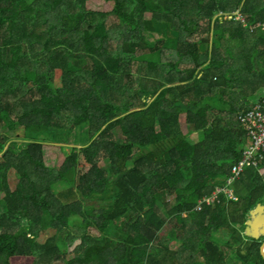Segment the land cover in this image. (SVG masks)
Returning <instances> with one entry per match:
<instances>
[{"label":"trees","instance_id":"1","mask_svg":"<svg viewBox=\"0 0 264 264\" xmlns=\"http://www.w3.org/2000/svg\"><path fill=\"white\" fill-rule=\"evenodd\" d=\"M87 1L0 0V264H264V238L244 236L263 163L235 201L196 210L250 142L238 116L264 96V0H100L127 31Z\"/></svg>","mask_w":264,"mask_h":264},{"label":"rangeland","instance_id":"2","mask_svg":"<svg viewBox=\"0 0 264 264\" xmlns=\"http://www.w3.org/2000/svg\"><path fill=\"white\" fill-rule=\"evenodd\" d=\"M84 5H85V9L88 12L96 14V15H100L101 17H104L105 19H107L106 22L108 23V25L110 27H112L111 29L113 31H127L129 29L126 25L117 23L113 19V16H111L112 10H113V4L106 3V2H103V1H100V0H92V1L85 2ZM232 9H234V8L232 7V4L229 2V4L227 5V11L232 10ZM233 14L238 16L236 19H239L240 21H243V17H241V15L239 14V11H235V12H233ZM227 15H229L228 12H227ZM228 18L231 19V15H229ZM176 26L179 29V31L181 33H183L182 27L179 26V25H176ZM263 28H264V25H263ZM206 29H207V23L200 22L199 29H198L197 33H195L192 36V38H191L192 40L191 41L201 40L202 37L205 35ZM122 38H123V36H122ZM159 39H162V41L165 42V36H161V35H158V34H155V35L153 34L152 37H150V38L148 37V42L149 43H155ZM114 46H115V43L111 44V47H114ZM141 69H143L142 73H145L144 72L145 67L144 66H139V65H138V67H136L134 69V71L138 75ZM127 81L131 82V84H133V82H134L130 78H128ZM136 81H138V82L140 81L141 82L143 80L137 79ZM143 84L147 85L148 82H143ZM252 103H255V101L253 100L250 105H252ZM180 127H181L182 133L184 135H188V133L190 131L189 127L186 126L185 124H181ZM0 133H3V131L0 130ZM79 134H84V132L82 130H76L74 132V134L70 137L69 144L67 146H65V147L63 146V148H65L66 152H69V148L76 147V145H78L77 147H81V143H83V141L81 140V137L78 136ZM14 137H15V135L12 134V138H14ZM199 139H200V137H198L196 135H188V140H189V142L191 144L198 143ZM75 141H76V143H75ZM18 143H20V141H18ZM21 144L24 145V143H21ZM48 144H46V145H44L42 147V155H41V157H42L43 161L45 162V164L48 167H53L54 168L55 166L60 164V162H61L60 158L63 157V153L61 151V145L62 144L61 143H57V144L48 143ZM243 149H244V147H243ZM105 157H107V156L105 154H102V155H100L99 159H97V161H99L100 166H103L102 162H103V159ZM262 163L264 164V161H262L261 163H259L256 166L250 167L248 169L257 168ZM104 166L111 167V162L110 161L105 162ZM89 170H90L89 168H85L84 173L88 172ZM9 184H10V189L12 191H14L15 186L17 184V177H16L14 172H10V174H9ZM237 188H238L237 185H235L232 188V190L236 191ZM240 188H241V186H240ZM4 199H5L4 195L0 194V213L4 212L5 209H6V205H5ZM173 203H174V198L169 199V202L167 203L168 207H170ZM211 207H213V206H211ZM255 209H257V208H255ZM94 232L95 231H92V233H94ZM74 233H80V232L79 231H74ZM79 245H80V242L78 241V244L74 248H72L71 250L68 249V251L71 252L72 250H74ZM66 250H67V248H63V251H66ZM67 255L70 256L69 254H67ZM239 261L242 262L241 259H239ZM233 263H238V262L235 261V259H233L232 261H229V264H233Z\"/></svg>","mask_w":264,"mask_h":264},{"label":"built area","instance_id":"3","mask_svg":"<svg viewBox=\"0 0 264 264\" xmlns=\"http://www.w3.org/2000/svg\"><path fill=\"white\" fill-rule=\"evenodd\" d=\"M238 121L245 126L250 142H247L242 150L241 159L232 166V177L226 179V187L216 189L210 198H203L196 209L197 211H200L203 205L213 206L221 195H225L228 200L235 201L234 192L229 187L240 179L246 169L264 161V96L251 108L239 114Z\"/></svg>","mask_w":264,"mask_h":264},{"label":"water","instance_id":"4","mask_svg":"<svg viewBox=\"0 0 264 264\" xmlns=\"http://www.w3.org/2000/svg\"><path fill=\"white\" fill-rule=\"evenodd\" d=\"M256 208L250 212L249 220L245 225L244 236L258 241L264 238V206L258 205ZM260 254L264 259V242L260 248Z\"/></svg>","mask_w":264,"mask_h":264},{"label":"clouds","instance_id":"5","mask_svg":"<svg viewBox=\"0 0 264 264\" xmlns=\"http://www.w3.org/2000/svg\"><path fill=\"white\" fill-rule=\"evenodd\" d=\"M213 208V207H212ZM245 233V232H244Z\"/></svg>","mask_w":264,"mask_h":264}]
</instances>
